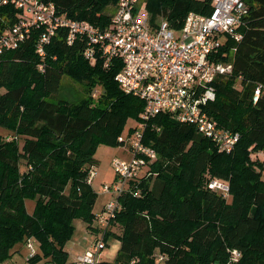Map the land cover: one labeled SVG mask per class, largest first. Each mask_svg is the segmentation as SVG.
I'll return each instance as SVG.
<instances>
[{
	"label": "trees",
	"instance_id": "obj_1",
	"mask_svg": "<svg viewBox=\"0 0 264 264\" xmlns=\"http://www.w3.org/2000/svg\"><path fill=\"white\" fill-rule=\"evenodd\" d=\"M45 1L101 30L109 27L115 13L109 10L118 3ZM213 1L140 0L153 24L165 19L176 31L190 12L209 15ZM245 1L250 11L239 30L243 38L225 40L222 49L233 73L216 78V100L205 107L220 128L240 134L238 143L232 152H221L193 125L170 114L149 120L144 142L158 159L151 176L131 182L119 197L116 218L102 231L106 247L108 236L121 246L114 261L97 264H264V161H251L264 152V0ZM16 22L17 11L0 0V35ZM43 32L32 29L19 48L0 55V128L13 134L11 139L0 134V263L34 240L39 248L28 263L79 264L66 245L75 220L91 229L96 219L95 153L102 144L123 146L119 138L128 121L141 120L145 107L119 87L121 62L105 67L97 54L92 65L85 41L78 37L69 44L64 29L51 37L42 59L37 46ZM66 78L86 86L82 98L60 96ZM258 85L263 94L254 103ZM213 180L229 187L228 196L209 188ZM28 201L35 203L32 213ZM234 250L240 258L231 263Z\"/></svg>",
	"mask_w": 264,
	"mask_h": 264
},
{
	"label": "built area",
	"instance_id": "obj_2",
	"mask_svg": "<svg viewBox=\"0 0 264 264\" xmlns=\"http://www.w3.org/2000/svg\"><path fill=\"white\" fill-rule=\"evenodd\" d=\"M1 5L17 11V22L0 35V55L19 48L32 29H44L37 46L38 55L44 59L51 37L64 29L68 31L69 44L78 37L85 41L84 55L92 65L97 61V54L105 60V67L114 60L121 62L122 69L116 76L119 87L145 103L137 126L127 137L119 138L123 146H128V157L117 156L111 162L115 181L104 185L103 192L111 194L113 199L95 219L101 230L105 231L116 218L121 206L119 197L129 189L130 183L152 174L158 154L144 142V132L147 122L157 115L170 114L179 123L193 125L221 152L234 150L240 134L220 128L205 107L216 100V78L233 73V62L226 61L222 49L225 40L238 43L243 38L239 30L250 11L245 0H214L209 15L190 12L182 29L177 31L165 19L153 24L146 5L140 0H118L105 30L86 21L70 19L58 13L54 3L45 0H1ZM262 94L263 86L258 85L254 103ZM255 157L264 161V152ZM209 188L225 196L229 194V187L217 180L211 181ZM135 195L140 196L141 192ZM27 246L30 257L35 255L34 240H29ZM105 249L104 238L98 239L84 254L77 255L75 262L97 264ZM239 258L240 253L232 251L231 263Z\"/></svg>",
	"mask_w": 264,
	"mask_h": 264
},
{
	"label": "rangeland",
	"instance_id": "obj_3",
	"mask_svg": "<svg viewBox=\"0 0 264 264\" xmlns=\"http://www.w3.org/2000/svg\"><path fill=\"white\" fill-rule=\"evenodd\" d=\"M115 9L112 7L109 10V13L113 15ZM97 92H94L96 96L94 100L97 102L98 100V92L99 88H97ZM86 93V86L83 84H79L74 82L71 79L66 78L64 81L60 96L68 99L69 101H77L82 98ZM138 120L131 119L128 121L127 126L124 132L121 134L123 137H127L129 135V131L131 132L134 127L137 126ZM0 134L7 136V132H5L2 128H0ZM13 138V134H9L6 139ZM120 156L123 158L128 157V146H118L111 147L107 145H100L95 153V159L97 161V165L93 168V178L91 179V184L95 192L97 193V202L94 207V214L96 218L99 214L103 212L104 207L113 199V196L108 193L103 192L104 185H111L115 181V173L113 172L111 162L113 158ZM251 161L254 163H263L262 160L257 159L255 156L251 157ZM264 164V163H263ZM35 203L28 201L27 208L30 213L34 210ZM74 225L76 227L75 233L72 239L66 245V250L70 254V259L75 260L76 256L79 254H84L98 239L102 240L104 236V232L99 228V223L97 220H94L92 228H88V224L83 220H75ZM97 229V230H95ZM115 231L122 233V229L120 227H114ZM108 246L103 251L101 255V259L104 261L112 262L114 261L117 252L120 249L121 243L120 241L114 239L112 236L107 237ZM38 244H34L35 251L38 250ZM31 250L28 248L27 244H20L13 250V256L6 262L0 264H30L27 259L30 258ZM40 264H45L42 262ZM50 264V263H48Z\"/></svg>",
	"mask_w": 264,
	"mask_h": 264
},
{
	"label": "crops",
	"instance_id": "obj_4",
	"mask_svg": "<svg viewBox=\"0 0 264 264\" xmlns=\"http://www.w3.org/2000/svg\"><path fill=\"white\" fill-rule=\"evenodd\" d=\"M94 174H95V172H94Z\"/></svg>",
	"mask_w": 264,
	"mask_h": 264
}]
</instances>
